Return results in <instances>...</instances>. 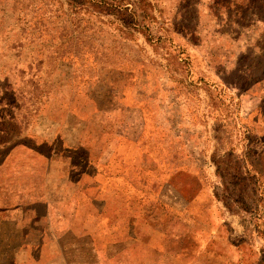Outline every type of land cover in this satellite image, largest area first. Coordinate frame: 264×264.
Instances as JSON below:
<instances>
[{"label": "rangeland", "instance_id": "1", "mask_svg": "<svg viewBox=\"0 0 264 264\" xmlns=\"http://www.w3.org/2000/svg\"><path fill=\"white\" fill-rule=\"evenodd\" d=\"M45 90L94 162L62 264H264V0H0V158Z\"/></svg>", "mask_w": 264, "mask_h": 264}, {"label": "crops", "instance_id": "2", "mask_svg": "<svg viewBox=\"0 0 264 264\" xmlns=\"http://www.w3.org/2000/svg\"><path fill=\"white\" fill-rule=\"evenodd\" d=\"M58 75L56 70L59 86ZM47 94L40 93L24 122L22 133L30 141L17 143L0 158V227L13 228L11 237L0 236L11 244L3 251L12 264H62L63 239L75 224L68 217L76 207L71 194L94 170L92 150L76 136L75 120L69 122V112L61 118L46 107ZM238 246L223 242L230 262L254 264L257 258L241 255Z\"/></svg>", "mask_w": 264, "mask_h": 264}]
</instances>
